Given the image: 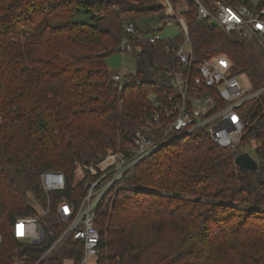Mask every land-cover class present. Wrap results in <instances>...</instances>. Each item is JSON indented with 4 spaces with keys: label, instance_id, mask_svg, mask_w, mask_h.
I'll list each match as a JSON object with an SVG mask.
<instances>
[{
    "label": "trees",
    "instance_id": "16d2710c",
    "mask_svg": "<svg viewBox=\"0 0 264 264\" xmlns=\"http://www.w3.org/2000/svg\"><path fill=\"white\" fill-rule=\"evenodd\" d=\"M84 14L88 21L79 20ZM185 17L195 59L225 54L254 90L264 89L260 44L209 26L193 7ZM156 19L166 12L152 0H0V264H13L16 254L28 264L80 261L83 245L70 235L46 255L67 228L53 212L60 200L82 195L84 180L73 187L77 164L129 143L150 91L168 87L164 73L176 59L166 42L139 41L125 29L134 23L151 31ZM126 37L142 52L130 54L136 73L121 89L106 60ZM168 42L182 43L183 33ZM240 112L250 127L237 148L196 131L113 184L97 212L98 264H264V90ZM253 144L258 170L239 168L236 156ZM47 171L63 172L67 187L50 194L51 213L40 221L45 239L19 240L16 219L39 216L30 197L47 206L40 180Z\"/></svg>",
    "mask_w": 264,
    "mask_h": 264
},
{
    "label": "built area",
    "instance_id": "2783aa9c",
    "mask_svg": "<svg viewBox=\"0 0 264 264\" xmlns=\"http://www.w3.org/2000/svg\"><path fill=\"white\" fill-rule=\"evenodd\" d=\"M152 1L164 8L165 24L177 26L179 33H183V42L176 46L167 43L177 36L165 37L158 30L145 31L134 23L127 24L125 29L129 36L139 41L153 45L166 42L165 49L176 59L175 68H166L164 73L169 85L150 91L145 115L129 143L107 149L97 163L77 164L75 177L79 173L80 179L74 181L73 187L84 180V191L77 199L65 198L57 203L53 214L67 228L46 255L66 235H70L74 242L83 245L81 259L76 264H98L103 244L96 224L98 208L113 184L121 180L129 169L164 145L196 131L206 132L219 147L237 148L250 127L240 109L264 89L243 88L241 73L235 72L233 61L225 54L195 59L185 13L193 7L197 19L211 27L219 26L227 32L237 33L243 40L256 42L264 49V0ZM119 48L128 54L142 52V46L134 44L131 37L124 38ZM112 77L120 85L125 78L119 73H113ZM108 178L111 179L106 180ZM40 180L47 198L46 208L41 206L40 210L37 209V217L17 218L13 228L17 239L33 244L45 239L40 221L51 213L50 194L63 192L67 187V177L61 171H47ZM3 245L4 238L0 232V252ZM13 264H28V261L16 254Z\"/></svg>",
    "mask_w": 264,
    "mask_h": 264
},
{
    "label": "rangeland",
    "instance_id": "374dc122",
    "mask_svg": "<svg viewBox=\"0 0 264 264\" xmlns=\"http://www.w3.org/2000/svg\"><path fill=\"white\" fill-rule=\"evenodd\" d=\"M80 21L89 20V16L84 14L80 19ZM150 29L152 30H158L163 36L165 37H175L179 34V28L177 26H168L165 24L164 21H159L158 19L153 20L150 23ZM142 30H148L149 27L146 25H141ZM107 66L110 70H112L114 73H119L123 76L126 75H133L136 73L137 69V62L136 58L125 51H120L118 53H114L113 55L109 56L106 60ZM240 81L242 83L243 88H250L253 86L252 81L247 73L242 72L240 74ZM256 91V90H254ZM243 152L249 153L252 157L255 158V145H249L245 146L242 149ZM79 173L76 174L75 180L80 179ZM31 203L32 205L40 210L41 209V204L38 202V200L32 195L31 197ZM68 264H74L73 261H69Z\"/></svg>",
    "mask_w": 264,
    "mask_h": 264
},
{
    "label": "water",
    "instance_id": "95a60500",
    "mask_svg": "<svg viewBox=\"0 0 264 264\" xmlns=\"http://www.w3.org/2000/svg\"><path fill=\"white\" fill-rule=\"evenodd\" d=\"M235 164L241 169H250L257 171L259 168L258 162L247 152L238 154L235 158Z\"/></svg>",
    "mask_w": 264,
    "mask_h": 264
}]
</instances>
